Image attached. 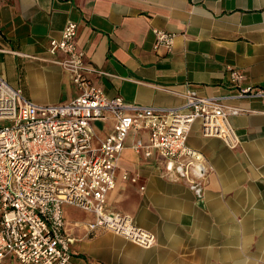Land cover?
<instances>
[{
	"label": "crops",
	"instance_id": "0c3cea01",
	"mask_svg": "<svg viewBox=\"0 0 264 264\" xmlns=\"http://www.w3.org/2000/svg\"><path fill=\"white\" fill-rule=\"evenodd\" d=\"M68 21L78 25L85 64L107 74L90 79L110 98L173 107L186 91L228 97L237 93L230 69L245 76L243 86L264 88V0H0V76L36 104L80 95L56 63L65 55L49 53ZM154 29L176 35L173 53L155 50ZM225 103L250 111L232 118L237 150L204 138L199 123L189 137L211 166L203 199L166 178L157 154L135 153L148 133L132 132L108 208L153 233L156 244L143 249L110 231L92 233L95 216L66 205L69 264H264V99ZM114 124L109 114L92 123L94 146Z\"/></svg>",
	"mask_w": 264,
	"mask_h": 264
},
{
	"label": "built area",
	"instance_id": "2783aa9c",
	"mask_svg": "<svg viewBox=\"0 0 264 264\" xmlns=\"http://www.w3.org/2000/svg\"><path fill=\"white\" fill-rule=\"evenodd\" d=\"M156 51H174L176 35L154 29ZM78 25L68 21L60 40L49 53L61 52L57 61L70 73L80 95L58 105H40L0 76V264H69L71 240L65 233L64 206L95 216L90 232L106 230L143 249L156 244V236L133 219L108 208V196L117 186L118 162L132 132L148 133L147 143H136L135 153L157 154L164 175L182 181L200 201L211 171L205 156L189 144L199 123L204 138L221 140L231 150L241 145L232 118L250 113L225 103L226 99H264V88L243 86L245 76L229 70L237 93L228 97L179 94L180 106L155 107L110 98L95 86L90 75H107L88 67L78 46ZM111 115L114 129L98 146L92 123ZM127 179V176H123Z\"/></svg>",
	"mask_w": 264,
	"mask_h": 264
},
{
	"label": "rangeland",
	"instance_id": "374dc122",
	"mask_svg": "<svg viewBox=\"0 0 264 264\" xmlns=\"http://www.w3.org/2000/svg\"><path fill=\"white\" fill-rule=\"evenodd\" d=\"M74 213H77L78 214V213H81V212H79V210H78V211H74Z\"/></svg>",
	"mask_w": 264,
	"mask_h": 264
}]
</instances>
